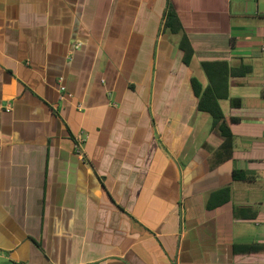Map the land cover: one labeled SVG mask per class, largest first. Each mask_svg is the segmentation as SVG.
Wrapping results in <instances>:
<instances>
[{
  "label": "crops",
  "instance_id": "0c3cea01",
  "mask_svg": "<svg viewBox=\"0 0 264 264\" xmlns=\"http://www.w3.org/2000/svg\"><path fill=\"white\" fill-rule=\"evenodd\" d=\"M170 2L190 66L168 0H0V264H264L234 253L264 243V0ZM237 58L253 73L211 168L222 140L193 126L191 81Z\"/></svg>",
  "mask_w": 264,
  "mask_h": 264
},
{
  "label": "trees",
  "instance_id": "16d2710c",
  "mask_svg": "<svg viewBox=\"0 0 264 264\" xmlns=\"http://www.w3.org/2000/svg\"><path fill=\"white\" fill-rule=\"evenodd\" d=\"M161 30L180 36L179 49L184 54L183 62L187 66H190L195 57V50L170 0H168L163 15ZM237 62V64H231L225 60L203 62L201 67L207 78V84L203 85L196 77H193L191 81L193 93L198 100L197 108L199 112L208 114L212 118L211 132L222 140L220 147L209 158L211 168L221 165L233 156L235 138L232 127L240 123L241 119L235 115H225L221 102L228 100L232 110L237 111L241 109L243 107L242 99L231 96L232 83L233 80L245 78L253 73L252 64L248 63L245 58H237ZM234 179L237 181H250L253 177L245 173V171L238 170L234 172ZM218 194H222V196L225 194L220 203L230 200V188L220 190L214 196L216 197ZM236 216L242 219L253 220L257 218L258 212L240 208L237 209ZM234 253L246 256L264 255V243L235 245Z\"/></svg>",
  "mask_w": 264,
  "mask_h": 264
},
{
  "label": "rangeland",
  "instance_id": "374dc122",
  "mask_svg": "<svg viewBox=\"0 0 264 264\" xmlns=\"http://www.w3.org/2000/svg\"><path fill=\"white\" fill-rule=\"evenodd\" d=\"M197 77L199 79H201L203 82H206V77H205V74L202 70V68L200 67V65L197 67ZM206 85V84H205ZM221 106H222V109H223V112L224 113H228L229 110H230V102L228 100H224L221 102ZM203 116H205L206 118V123L205 122H196V120L193 121V126L195 127L196 131L199 132H203L201 133V136H200V139H205V137L210 134L211 132V126H212V118L208 115V114H205L203 113ZM197 133L195 134V137L193 138V142H198V143H201V141L199 139H197ZM200 145V144H198Z\"/></svg>",
  "mask_w": 264,
  "mask_h": 264
},
{
  "label": "built area",
  "instance_id": "2783aa9c",
  "mask_svg": "<svg viewBox=\"0 0 264 264\" xmlns=\"http://www.w3.org/2000/svg\"><path fill=\"white\" fill-rule=\"evenodd\" d=\"M264 50V48H263ZM62 90H65V88H62ZM8 111H11V106H8Z\"/></svg>",
  "mask_w": 264,
  "mask_h": 264
}]
</instances>
